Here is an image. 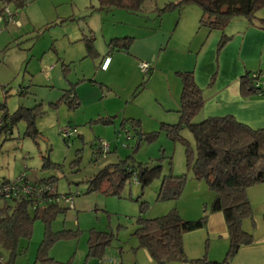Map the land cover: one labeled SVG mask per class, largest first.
I'll list each match as a JSON object with an SVG mask.
<instances>
[{"label":"rangeland","instance_id":"1","mask_svg":"<svg viewBox=\"0 0 264 264\" xmlns=\"http://www.w3.org/2000/svg\"><path fill=\"white\" fill-rule=\"evenodd\" d=\"M179 2L146 0L142 11L133 14L100 12L96 0H26L27 5L18 11L7 3L17 15L13 22L0 25V105L8 114L18 108L34 110L37 134L26 135V123L20 121L13 125L12 134L0 136V177L11 180L24 172L30 182L36 176L54 178L59 194L80 193L68 196L73 197L69 210L51 222L55 233L72 232L48 252L60 263L101 264L103 260L108 264L112 259L118 264L121 260L123 264H154L137 244L133 232L137 220L162 217L173 209L184 220H197L204 203L214 197L207 184L195 180L186 167L183 145L161 127L179 120L175 110L181 84L176 71L196 73L211 59L200 62L210 40L206 43V29L197 30L201 12L196 5L160 12ZM2 3L0 0V10ZM255 17L264 18V9ZM237 19L245 21L234 18L223 30L225 34L233 31ZM83 36L92 38V54H88ZM115 37L133 38L132 47L128 51L115 48L109 71L102 72L100 60L110 52L107 48ZM141 62L148 64L149 74L140 72ZM213 64L210 80L216 71V62ZM70 90L78 96L77 108L62 100ZM67 129L72 135L65 139ZM125 132L130 134L128 141ZM180 132L194 153L192 134L187 129ZM136 133L142 135L140 141ZM100 144L108 145L110 152L95 155ZM46 158L49 167H43ZM122 161L160 167V174L144 188L133 183V178L123 182L117 196L103 191L87 193V181L97 171ZM169 176L184 178L176 200L165 199L176 187L167 180L163 186ZM161 187L165 188L159 199ZM32 224L30 240L20 243L26 251L13 264H39L35 259L45 225L41 220ZM91 233L104 235L99 236L100 241H110L101 257L87 256ZM0 254L2 260L9 257L1 249Z\"/></svg>","mask_w":264,"mask_h":264},{"label":"trees","instance_id":"2","mask_svg":"<svg viewBox=\"0 0 264 264\" xmlns=\"http://www.w3.org/2000/svg\"><path fill=\"white\" fill-rule=\"evenodd\" d=\"M145 1L96 0L98 3L97 10L100 12H110L116 9L130 14L141 12ZM7 3H13L17 8L16 11L27 5L26 0H3L4 6L0 10V15L3 9L8 7ZM188 5H196L200 9L201 16L198 19L200 28H205L208 32H221V39L217 43L218 50L229 39L223 30L233 18H245L251 25L256 22L264 30V19L255 17L256 12L264 9V0H180L178 4L164 6L160 12L175 10ZM83 41L88 54H92L94 52L92 38L83 36ZM132 43L133 38L130 37L116 38L109 43V49L113 51V48H124L128 51V47ZM177 75L181 81L179 106L176 111L179 121L174 125L162 124L161 127L169 138L178 140L183 145L186 167L191 171L195 180H203L214 195L209 212L223 214L229 247L222 264H228L242 246H248L253 241L252 236L243 231L241 224L245 219L252 218L251 214H253L247 199V189L258 184H264V130L250 129L229 116L212 117L194 122L193 118L200 113L204 105L202 90L194 82L193 72H179ZM239 80L241 94L245 96L256 93L255 79L246 74ZM62 100H65L70 108H77L79 105L71 90L63 95ZM34 112L32 109L18 108L14 113L8 114L6 107L0 105V136L3 133L12 134L13 125L16 126L20 121L26 123V135L36 136L37 130L33 125L36 117ZM133 125L137 126V123L132 124V127ZM183 129H187L193 136L194 153L191 151L188 142L180 136V131ZM138 136L141 137L142 135L138 134ZM150 138L152 139V135L149 136ZM48 161V158L43 160V167L50 166ZM159 168L151 169L147 168L146 165L134 166L124 161L105 166L87 181V193L103 191L104 194L106 192L117 196L124 184L123 182L129 181L133 176H135L138 184L144 188L151 183L150 181L159 176ZM166 180L175 183L176 187L171 192V196L165 199H178L183 188L184 178L169 176L164 178L163 186ZM28 181L35 188H49L50 192H45L38 199L37 202H41V204L36 205V207L32 200L27 199L29 197L17 196L7 200L0 198V249L9 254L8 259L0 264H13L17 256L25 253L26 246L23 248L20 243L30 240L32 223L35 220H41L45 225L43 240L37 247L36 262L39 264H63L49 257L48 252L56 241L71 237L72 232L59 231L55 233L51 230V222L59 213L67 211L69 207L62 205L61 202H56L55 198L63 195L56 191L54 178H42L31 182L28 179ZM164 188L161 187L159 190V199ZM67 195L79 196L80 193L65 194L64 196ZM179 216L178 212L173 209L169 214L162 217L137 220V228L133 231L138 240L137 244L139 248L148 252V256L156 264L182 261L184 259L182 236L185 233L203 228L206 223L205 215L195 221H186ZM99 236L104 235L91 233L87 245L88 257H101L105 245L110 242L105 238L100 241ZM1 258L2 255L0 254Z\"/></svg>","mask_w":264,"mask_h":264},{"label":"crops","instance_id":"3","mask_svg":"<svg viewBox=\"0 0 264 264\" xmlns=\"http://www.w3.org/2000/svg\"><path fill=\"white\" fill-rule=\"evenodd\" d=\"M241 19L245 21L237 19L235 27L232 28L233 31H229V35L224 33L229 39L220 50H218L217 43L221 39V32L209 31L206 34V43L210 40L209 50L200 62L211 58L209 65L200 68L196 73L193 70L191 71L194 75V82L202 90L201 94L204 99L203 108L196 116L195 122L212 117L229 116L233 117L237 122L248 126L250 129L264 130V95L260 96L257 93H251L244 96L240 92L239 80L246 74L251 77L254 73L264 71V30L256 22L251 25L245 18ZM257 19L264 18L259 17ZM232 20L230 22H233ZM196 25L198 27L197 30H199V20L196 21ZM116 38L121 37L113 39ZM109 48L110 46L108 45L107 49ZM111 52H115V49L113 48V51L110 50L108 52L110 59L112 56ZM102 60H100V65L103 62ZM214 61L216 62V68H214L216 71L210 80V76L212 75L211 68L215 67ZM111 65L112 61H110L109 67L105 72L109 71ZM187 71L178 69L176 76L178 77L177 73L179 72ZM260 79L261 88L264 89V77ZM179 83L181 84V81ZM73 94L78 98L76 92H73ZM178 106L175 112L178 110ZM39 179L42 178L37 176L33 178V180ZM0 181H10V179L0 177ZM247 199L251 205L253 214H251L252 218L245 219L242 222L241 227L243 231L252 236L253 241L248 246H242L228 264H264V184H258L247 189ZM210 203H204L203 212L195 218L198 220L201 216L205 215L206 223L204 227L185 233L182 236V254H184V259L163 264L224 263L229 247L227 228L222 213L209 212ZM193 240L195 241L193 242ZM51 258L55 260V257ZM102 261L101 264H104L105 262L103 263ZM152 262L156 264L153 260ZM108 264H118V260L110 259L108 260ZM119 264H123L122 260Z\"/></svg>","mask_w":264,"mask_h":264},{"label":"built area","instance_id":"4","mask_svg":"<svg viewBox=\"0 0 264 264\" xmlns=\"http://www.w3.org/2000/svg\"><path fill=\"white\" fill-rule=\"evenodd\" d=\"M6 7L3 9L1 15H0V25L3 22L9 23V22H13L14 18L16 17L15 15H17V13L13 14L10 9ZM110 54L107 55V57L102 60V64L100 65V70L105 72L107 71L109 64H110ZM138 68L140 70V72L144 73V74H148L150 67L148 66L147 63H139L138 64ZM52 68H49L48 70H51ZM264 77V72H259V73H254L251 78L255 79L254 85H255V89H256V93L260 96L264 95V89L261 88V85L259 83L260 78ZM1 124V122H0ZM65 138L67 139L68 137H70V135H72L71 131L69 129L65 130ZM126 135V141L130 140V134L128 133H124ZM123 147H126L125 144L122 145ZM99 148L97 149V151L95 152L96 155H102V154H108L109 153V147L108 145H99ZM137 180L135 178V176H133V183H136ZM50 192L49 188H42V187H33L32 185H30L27 176L25 175V173H21L19 174L16 178L10 180V181H0V198L3 199H10L11 197H17V196H23V197H29L27 199H29L30 201L32 200L33 205L36 207V205L41 204V202H37L38 199L45 193V192ZM52 193V192H51ZM67 196H60V197H56L55 200L56 202H62L64 201L66 206H68L70 208V203L72 202V198L73 197H68ZM72 207V206H71ZM69 210V209H68ZM0 263L2 262V258L0 259Z\"/></svg>","mask_w":264,"mask_h":264},{"label":"water","instance_id":"5","mask_svg":"<svg viewBox=\"0 0 264 264\" xmlns=\"http://www.w3.org/2000/svg\"><path fill=\"white\" fill-rule=\"evenodd\" d=\"M136 137H137L138 141L141 140V137H139L138 134H136Z\"/></svg>","mask_w":264,"mask_h":264}]
</instances>
